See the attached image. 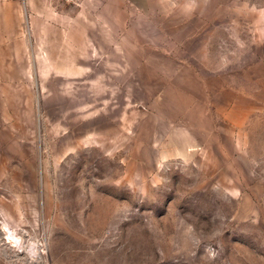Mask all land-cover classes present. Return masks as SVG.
Here are the masks:
<instances>
[{
  "label": "rangeland",
  "instance_id": "obj_1",
  "mask_svg": "<svg viewBox=\"0 0 264 264\" xmlns=\"http://www.w3.org/2000/svg\"><path fill=\"white\" fill-rule=\"evenodd\" d=\"M0 264H264V0H0Z\"/></svg>",
  "mask_w": 264,
  "mask_h": 264
},
{
  "label": "crops",
  "instance_id": "obj_2",
  "mask_svg": "<svg viewBox=\"0 0 264 264\" xmlns=\"http://www.w3.org/2000/svg\"><path fill=\"white\" fill-rule=\"evenodd\" d=\"M182 86H184V87H186V83L185 82H183V83H180ZM178 93V92H177ZM179 94V93H178ZM180 95V94H179ZM186 97V96H185ZM179 98V97H178ZM182 100V102H181V108H183V104H186L187 102H186V100H187V98H186V100H183V99H181ZM250 104L252 103V101H248ZM234 106H235V104H234ZM250 109V108H249ZM245 110V112H248V109H244ZM186 119L187 120H189V118L188 117H186ZM193 124H192V122L190 123V125L189 126H192ZM173 130H172V127L170 128V132H172ZM196 135L197 134H195L194 136L196 137ZM192 138V137H191ZM191 138H189L187 135H185V134H178V132H174V135H173V137H172V139H171V141H172V143H174L176 146H178L177 148H176V151L178 152V153H181V152H184V150H189V151H194V147L193 146H191L190 144H192V143H194V141L191 139ZM198 141H199V139H197ZM193 147V148H192ZM170 148H171V146H170ZM169 151H171V149L169 150ZM169 151H167L168 153H169ZM161 156L163 157V159L167 156V154H166V150H162L161 151Z\"/></svg>",
  "mask_w": 264,
  "mask_h": 264
},
{
  "label": "bare ground",
  "instance_id": "obj_3",
  "mask_svg": "<svg viewBox=\"0 0 264 264\" xmlns=\"http://www.w3.org/2000/svg\"><path fill=\"white\" fill-rule=\"evenodd\" d=\"M7 239H11L14 241V236L13 234L10 232V230L8 231V238Z\"/></svg>",
  "mask_w": 264,
  "mask_h": 264
}]
</instances>
